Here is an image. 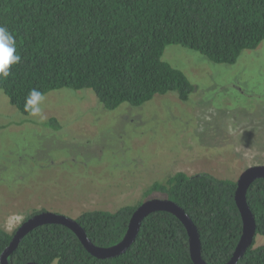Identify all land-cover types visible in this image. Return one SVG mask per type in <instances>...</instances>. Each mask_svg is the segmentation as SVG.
I'll use <instances>...</instances> for the list:
<instances>
[{
  "label": "trees",
  "instance_id": "trees-1",
  "mask_svg": "<svg viewBox=\"0 0 264 264\" xmlns=\"http://www.w3.org/2000/svg\"><path fill=\"white\" fill-rule=\"evenodd\" d=\"M0 25L16 37L21 56L12 75L0 78V89L21 112L28 114L24 102L33 88L44 94L65 87L91 89L107 109H116L123 103L141 106L172 91L188 100L195 86L183 70L163 59L166 47L180 44L212 61L235 63L245 49L264 41V0H0ZM237 180L207 171H177L153 183L137 204L87 210L76 219L96 245H115L126 236L137 207L162 192L196 224L203 258L224 264L243 233ZM247 200L256 237L264 236V177L251 183ZM15 232L0 227V264ZM256 237L237 264H264V243L256 246ZM8 260L195 264L186 225L165 210L150 213L127 251L114 257L93 255L72 229L47 223L27 233Z\"/></svg>",
  "mask_w": 264,
  "mask_h": 264
},
{
  "label": "rangeland",
  "instance_id": "rangeland-1",
  "mask_svg": "<svg viewBox=\"0 0 264 264\" xmlns=\"http://www.w3.org/2000/svg\"><path fill=\"white\" fill-rule=\"evenodd\" d=\"M163 59L195 86L188 100L172 91L107 109L93 90L65 87L45 94L41 121L0 89V227L14 232L39 210L77 218L134 205L177 171L237 180L264 165V41L235 63L180 44Z\"/></svg>",
  "mask_w": 264,
  "mask_h": 264
},
{
  "label": "water",
  "instance_id": "water-1",
  "mask_svg": "<svg viewBox=\"0 0 264 264\" xmlns=\"http://www.w3.org/2000/svg\"><path fill=\"white\" fill-rule=\"evenodd\" d=\"M264 177V165H254L245 169L238 178L236 200L243 218V233L234 251L233 256L224 264H237L247 249L253 245L256 237V220L247 200V191L253 181ZM165 210L177 215L186 225L190 236V250L195 264H212L202 255L201 239L198 228L190 215L175 201L164 198H149L141 203L133 213L126 236L117 244L111 246L96 245L89 237L86 230L76 218L52 211H40L27 218L14 233L10 245L1 256V264H10L8 257L16 249L21 239L35 227L47 223H59L72 229L80 238L86 249L99 258H109L127 251L135 241L143 220L155 211ZM26 264H40L28 262Z\"/></svg>",
  "mask_w": 264,
  "mask_h": 264
},
{
  "label": "clouds",
  "instance_id": "clouds-1",
  "mask_svg": "<svg viewBox=\"0 0 264 264\" xmlns=\"http://www.w3.org/2000/svg\"><path fill=\"white\" fill-rule=\"evenodd\" d=\"M21 61L17 53L16 37L6 26L0 25V78H8L12 75V66ZM45 94L36 88L31 89L24 102V112L32 117H38L41 121L46 119L42 104Z\"/></svg>",
  "mask_w": 264,
  "mask_h": 264
}]
</instances>
